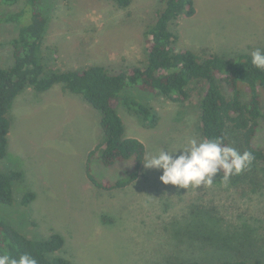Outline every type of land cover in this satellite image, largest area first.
Returning a JSON list of instances; mask_svg holds the SVG:
<instances>
[{
	"label": "rangeland",
	"instance_id": "1",
	"mask_svg": "<svg viewBox=\"0 0 264 264\" xmlns=\"http://www.w3.org/2000/svg\"><path fill=\"white\" fill-rule=\"evenodd\" d=\"M192 1L194 16L180 17L171 24L177 36L175 49L190 50L201 58L218 55L229 60L257 48L264 50V0ZM23 5L24 0L10 5L0 2V14L19 12ZM160 8L158 0H131L126 9H119L111 0H39L36 9L46 19L42 63L47 70L80 71L98 65L110 73L141 65L148 44L144 32ZM26 19L28 15L22 14L21 24ZM18 28L17 23H0L2 68L12 64L8 42L16 37ZM204 88L203 81L190 84L184 104L127 88L126 93L151 109L157 121L149 126L118 105L125 137L140 140L146 148L145 157L159 150L186 147L193 138L199 141L195 135L197 105ZM221 89L228 96L223 85ZM262 109L264 113V103ZM9 118L7 154L0 161V171L20 166L23 177L13 185V203L0 204V219L28 238L60 234L64 246L56 255L73 264L237 259L186 239L183 229L204 221L188 214L194 207L229 223L245 222L264 236V166L232 186L218 182L217 174L211 187L187 190L163 184L162 170L142 165L133 184L103 191L89 181L87 168L96 180L113 182L130 170L132 163L104 168L98 160H88L102 133L98 115L82 98L59 85L44 93L28 89L12 103ZM253 144L264 150V122ZM26 193H32L33 198L22 206ZM256 246H263V240Z\"/></svg>",
	"mask_w": 264,
	"mask_h": 264
},
{
	"label": "trees",
	"instance_id": "2",
	"mask_svg": "<svg viewBox=\"0 0 264 264\" xmlns=\"http://www.w3.org/2000/svg\"><path fill=\"white\" fill-rule=\"evenodd\" d=\"M18 1L0 0L3 5L16 4ZM111 1L119 9H126L131 3V0ZM158 1L161 8L155 12L153 23L144 32L148 41L144 63L118 73H110L98 65H90L80 71L47 70L41 58L46 19L36 9L39 0H24L23 9L19 12L0 14V23L19 24L16 37L8 42L12 64L7 68L0 67V161L7 154L11 127L9 110L16 97L28 89L44 93L59 85L63 91L82 98L98 115L102 140L89 152L88 160H98L104 168L118 163H132L131 169L113 182L96 180L89 168L86 170L87 178L103 191L124 189L137 180L146 148L140 140L125 137L117 106H123L149 126H154L157 121L151 109L130 97L125 90L136 87L176 104H184L188 98L189 85L203 81L205 88L197 105L195 127L198 140L222 137L226 146L241 153L249 151L254 156L250 167L242 174L231 177L229 185L247 179L249 172L264 166V150L253 144L260 123L264 122V71L252 65L251 53L239 54L229 60L218 55L201 58L190 50L175 49L177 36L171 30V24L180 17H193L194 3L192 0ZM22 14L28 15L25 24H21ZM222 85L228 96L223 94ZM243 93L246 97L244 101ZM218 174V182L221 183L223 173ZM22 177L20 166L8 172L0 171V204L10 206L13 203V185L20 182ZM32 198V193H26L21 205H28ZM188 214L203 218L204 221L184 228L186 239L231 253L237 259L214 263L178 261L171 264H264V236L257 232V227L255 230L245 222L229 223L226 219L225 222L223 218L197 207ZM260 240H263V246L257 248L256 244ZM63 246L64 239L58 233L46 238H28L0 219V252H7L17 259L20 254L27 253L38 264H73L56 255Z\"/></svg>",
	"mask_w": 264,
	"mask_h": 264
},
{
	"label": "clouds",
	"instance_id": "3",
	"mask_svg": "<svg viewBox=\"0 0 264 264\" xmlns=\"http://www.w3.org/2000/svg\"><path fill=\"white\" fill-rule=\"evenodd\" d=\"M252 65L264 71V50L255 49L251 53ZM179 150V154L177 152ZM254 156L251 152L243 153L223 143V138L190 139L186 147L175 151L159 150L145 157L143 165L146 169L162 170L160 180L165 185L178 188L198 189L211 187L214 177L223 173L222 179L227 186L230 178L242 174L250 167ZM0 264H38L37 260L27 253L15 258L0 252Z\"/></svg>",
	"mask_w": 264,
	"mask_h": 264
}]
</instances>
